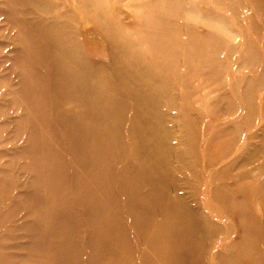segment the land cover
<instances>
[{
    "label": "rangeland",
    "instance_id": "374dc122",
    "mask_svg": "<svg viewBox=\"0 0 264 264\" xmlns=\"http://www.w3.org/2000/svg\"><path fill=\"white\" fill-rule=\"evenodd\" d=\"M92 8L115 32L105 34ZM106 47L116 57L111 68L147 69L142 78L169 103L168 123L183 113L180 121L197 133L192 144L210 140L198 173L222 169L227 182L235 167L249 175L245 202L258 220L245 226L242 244L251 246L252 264H264V0H0V264H160L135 230L112 255L103 236L110 185L94 145L98 121L87 130L61 113L75 112L72 94L89 96L91 111L89 59L108 62ZM200 82L210 90H196ZM195 189L207 191L204 180ZM208 208L203 217L220 224V238L240 226L219 204ZM226 242L210 240L206 264H220L213 252Z\"/></svg>",
    "mask_w": 264,
    "mask_h": 264
},
{
    "label": "bare ground",
    "instance_id": "6f19581e",
    "mask_svg": "<svg viewBox=\"0 0 264 264\" xmlns=\"http://www.w3.org/2000/svg\"><path fill=\"white\" fill-rule=\"evenodd\" d=\"M93 8L88 10L89 17L100 23L105 34L115 32L112 22L100 17ZM117 36L122 41L126 38L120 33ZM115 45L111 50L116 51ZM107 47L103 51L109 58ZM114 62V55H110L108 62H99L93 57L89 59V67L93 71V90L90 93L93 96L92 112L86 109L90 98L84 94L70 95L69 100L74 101L71 109L76 113L69 112V109L61 110L71 121L85 125L87 130L93 125V120L98 121L94 124L97 129L94 145L105 157L108 167L106 178L110 185L105 207L106 220L102 222L105 223L104 228L107 225V231L104 230L103 236L107 238L112 255L120 252L129 234L135 230L147 237L146 244L155 249L160 264H174L173 261L206 264L207 256H204L208 255V247L215 244L210 245L213 238L216 243L227 241L223 252H213L220 264H252L251 246L247 250L242 244L243 239L249 237V231H243L245 226L253 228L258 220L257 214L247 208L245 190L252 185L249 175L242 173L240 167H235L231 170V180L227 182L223 180L222 175L226 173L222 169L206 171L203 175L198 173L196 166H199L200 160L205 169L212 146L210 140L201 139L198 145L192 144L188 136L193 137L197 133L187 129L185 121H180L183 113L179 120L167 122L169 103L160 101L159 87L150 77L142 78L147 71L145 67L135 69L125 62L124 66L111 68ZM195 87L203 92L208 89L201 82ZM194 113L190 112L189 116ZM178 129H182L184 136L175 134ZM184 146L189 151L188 158L186 155L179 157V150ZM91 150H96L95 146ZM79 151L84 152L82 147ZM173 159L180 160L181 165L173 164ZM202 180L207 188L203 193L195 189ZM209 202L225 209L221 214L224 218L239 217L240 226L235 232L219 237L217 231L220 224L203 217V213H210ZM237 202L242 205H237ZM230 204L237 209L228 208ZM91 214L97 224L95 218L98 213L92 211ZM99 231L97 226L93 227L91 237L96 239Z\"/></svg>",
    "mask_w": 264,
    "mask_h": 264
}]
</instances>
